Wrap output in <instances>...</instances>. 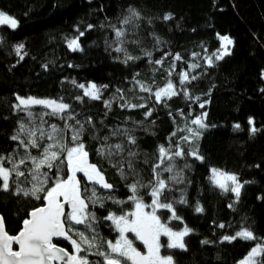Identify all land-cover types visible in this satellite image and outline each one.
<instances>
[{
	"label": "trees",
	"instance_id": "trees-1",
	"mask_svg": "<svg viewBox=\"0 0 264 264\" xmlns=\"http://www.w3.org/2000/svg\"><path fill=\"white\" fill-rule=\"evenodd\" d=\"M130 8L139 12L140 18L122 25ZM0 11L18 20L16 29L0 25V154L7 155L16 147L17 142L10 137L15 134L18 121L26 115L13 110L16 95L63 97L72 106L77 120L84 122L91 117L95 130L85 124L87 131L83 137L90 160L104 170L107 180L114 185L112 194L127 200L132 194L128 184L137 180L147 184L152 180L158 146L167 147L173 131L184 128L195 116L207 113L204 123L208 127L201 129L202 135L191 144H181L186 151L198 150L204 159L187 155L177 158L174 172L163 173L165 179L179 173L177 179L181 181H170L171 191L165 193L182 218V222L173 220L170 226L179 231L186 224L192 232L184 237L186 251L165 247L162 254H171L174 264H239L256 243H264V91H261L264 89V0H0ZM169 13L173 18L165 21L163 17ZM89 24L93 28L88 29ZM111 25L126 29L123 47L139 59L123 62L124 54L114 50L120 45L112 43L116 37ZM77 28L84 32L79 38L82 51H72L67 46L68 39L79 35ZM217 33L234 41L228 46L231 54L220 60L213 56L220 49ZM21 43L25 46L22 54L27 53L23 60L14 51V46ZM145 52H150L151 57ZM165 53L172 55L165 57ZM177 53L182 60H174ZM193 53L198 55L193 57ZM162 57V65L149 62ZM207 57L213 58L211 66ZM173 63L176 67L169 77ZM190 64L199 66L189 68ZM181 72L197 78L181 86L178 76ZM136 73H139L136 80L152 92L140 90L132 79ZM169 79L177 85L180 94L156 103L152 93L164 87ZM72 80L106 84L108 88L102 90L101 100L84 97L80 102L75 97L82 95V90L74 87ZM117 88L124 90L123 100ZM185 89L190 98L184 96ZM103 100L113 101L110 111ZM125 102L145 104L152 109V115L145 117L147 108H121L120 104ZM33 111L40 112L41 108L35 107ZM249 117L253 118L255 133L251 131ZM45 119L63 126V121L56 118ZM236 124L240 125L239 129L234 128ZM115 128L126 129L136 143L129 144L124 135L112 136L108 143L122 144L123 152L111 160L96 155L100 142L93 136L109 135ZM181 135L187 133L177 132V137ZM177 137H173V144ZM129 151L136 156H129ZM129 161L132 169L128 167ZM121 167L127 179L122 178ZM212 168L237 175L243 184L238 200L232 192L220 191L210 182ZM147 192L148 189H140V195L150 203ZM181 196L187 203L176 202ZM40 205V201L32 198L0 192V215L4 216L6 229L12 235L18 233L31 209ZM197 205L203 208L202 212L195 211ZM122 207L130 211L131 202ZM120 208L111 201H106L103 208H92L99 218V235L105 240L114 241L117 234L111 222L103 217L109 211L119 214ZM158 214L165 221L171 215L165 209ZM220 224L225 227L220 228ZM245 228L258 239L223 240L224 236H234ZM162 244L165 245V240ZM61 246L72 250L69 243ZM89 259L101 258L89 256ZM258 261L264 264V255Z\"/></svg>",
	"mask_w": 264,
	"mask_h": 264
},
{
	"label": "snow or ice",
	"instance_id": "snow-or-ice-1",
	"mask_svg": "<svg viewBox=\"0 0 264 264\" xmlns=\"http://www.w3.org/2000/svg\"><path fill=\"white\" fill-rule=\"evenodd\" d=\"M129 15L124 17L122 25L132 24L140 18L139 12L135 9H129ZM172 14H166L165 21L172 19ZM0 25H8L12 29L18 27V20L13 16L0 11ZM115 32L116 39L112 42L120 46L114 50L117 53H123L124 63L139 59L130 55L127 48L123 47L126 42L123 38L126 35V29L116 28L111 25ZM88 29L93 28L89 24ZM78 36L68 39L67 46L72 51H82L79 38L84 32L77 28ZM220 41V49H217L213 56L216 60L223 59L225 55H230V45L234 44L233 39L228 35L217 33ZM2 42V38H0ZM159 42V41H157ZM132 43H138L132 41ZM24 44L14 46V51L23 60L27 55L23 52ZM145 55L151 57L150 52ZM172 55L165 53V57ZM193 53V57L197 56ZM180 54H175L174 60H182ZM162 65L164 57L161 59L149 61ZM209 66L213 63L212 57H207ZM72 65H69L71 67ZM198 64H190L189 68H196ZM47 69V65L43 66ZM175 63L171 65L172 71H169V77L175 70ZM136 73L133 81L139 84L141 91L152 92L150 88L145 87L140 81L136 80ZM179 84L182 86L190 80H195L196 76L189 77L188 72L178 74ZM72 85L82 90V95H77L75 99L83 102L84 97L91 100H101L102 90L107 89L108 85H97L95 82L77 83L72 80ZM117 93L121 100L124 99V90L117 88ZM264 91V89H261ZM180 94L177 85L171 79L162 88H158L152 95L156 103L163 102L164 98L171 99ZM186 98H190L187 90H183ZM199 100V97H196ZM16 103L12 105L14 111L25 113V118L18 121V128L14 135L10 137L12 141L17 142L16 147L7 155L0 154V192H11L15 196L32 198L41 202L38 207H33L23 219L22 227L17 234L12 235L7 231L5 218L0 215V264H174L173 256L162 255V248L187 250L184 243V237L192 232L186 224L179 231L170 226L173 220L182 222V218L176 214L174 202L170 201L165 195L171 191L170 181L181 182L177 179L179 173L171 175L168 179L163 178V173H173L175 161L177 158L192 156L195 159L203 160L198 150L186 151L184 144H191L193 139H198L201 135V129H206L207 124L204 120L207 113L195 116L184 128H178L168 137L169 144L158 146V162L152 166V180L147 184H142L138 180L127 187L132 193L127 200L117 199L112 193L114 185L110 183L104 173V170L90 160L89 150L83 140L87 131L85 124H88L95 130V124L91 117L81 122L76 119V114L72 111V106L65 103L63 97L38 98L34 96L23 97L16 95ZM105 108L111 110L112 100H103ZM39 106L40 112H34L33 108ZM121 108L136 109L147 108L145 104H129L127 102L120 104ZM203 108L204 104L201 103ZM183 116V113H180ZM152 115V109L147 108L145 117ZM171 115V113H169ZM191 115V113H189ZM49 118H56L63 121V126L57 123H50ZM38 121V123H37ZM75 121V124L69 123ZM249 125H253L251 131L255 133L253 118L249 117ZM189 125H195L193 128ZM47 126V127H45ZM239 129L240 125H234ZM177 132H186L187 135L177 137ZM70 133V136H69ZM124 135L129 144H135V137L128 134L126 129H112L109 135H94L93 139L100 142L96 148V155L111 160V157L123 152V145L117 143L109 144L112 136ZM173 137H177L173 144ZM173 147L175 151H173ZM115 149V151H113ZM35 150L36 154H33ZM129 156H136L135 152L129 151ZM116 166V165H113ZM129 169L133 168L131 161L128 163ZM187 167V164H185ZM55 170V171H53ZM122 178L127 179L123 167L119 169ZM210 182L221 189L223 192H233L236 199H239L240 190L243 184L239 182L237 175L228 173L224 170L210 169ZM78 174H82V177ZM23 178V179H22ZM244 183H249L245 181ZM25 184L31 187H25ZM140 189H148L147 195L151 197V202L147 203L144 197L140 195ZM103 190V191H101ZM106 201L121 206L119 214L109 211L103 220L110 221L114 230L117 232V238L105 240L99 235V218L92 208L99 206L103 208ZM131 202V210L123 209V205ZM177 203L185 204L186 199L181 196ZM229 207H232L230 204ZM165 209L171 213L168 219L162 220L159 210ZM196 212H202L203 208L197 205ZM80 226V227H78ZM225 227L224 224L219 225ZM128 234H132L135 240L139 241L145 251L141 252L135 245L133 239ZM161 237L167 238V244L161 242ZM62 238L71 245V252L66 248L59 246L54 239ZM241 238L246 241L257 240L253 232L248 229L237 231L234 236H224L223 240L233 241ZM208 243V241H203ZM13 245H18L14 249ZM264 255V243L258 242L252 247L247 256L239 264H260L256 258ZM89 256H98L101 259L92 261Z\"/></svg>",
	"mask_w": 264,
	"mask_h": 264
},
{
	"label": "rangeland",
	"instance_id": "rangeland-1",
	"mask_svg": "<svg viewBox=\"0 0 264 264\" xmlns=\"http://www.w3.org/2000/svg\"><path fill=\"white\" fill-rule=\"evenodd\" d=\"M8 26V25H7ZM37 107H39V106H37ZM211 174V173H210ZM218 188V187H217ZM219 189V188H218ZM220 191H222L221 189H219ZM229 192H231V191H229ZM233 193V192H232ZM234 194V193H233ZM116 232V231H115ZM116 234H117V232H116ZM129 235V238L130 239H133V241H134V245L137 247V248H142V250H143V252L145 251V249H144V247H143V245L139 242V241H137V240H135V238H134V236H132V234H128ZM117 238V237H116ZM162 240H165V245L167 244V238L166 237H161V242H162ZM161 254H162V250H161ZM163 255V254H162ZM257 260H258V257L256 258Z\"/></svg>",
	"mask_w": 264,
	"mask_h": 264
},
{
	"label": "water",
	"instance_id": "water-1",
	"mask_svg": "<svg viewBox=\"0 0 264 264\" xmlns=\"http://www.w3.org/2000/svg\"><path fill=\"white\" fill-rule=\"evenodd\" d=\"M78 175L82 177V174H78ZM21 227H22V225H21ZM54 242L58 243L59 246H61L62 244H68V242L63 240L62 238L54 239ZM61 247H63V246H61ZM13 248L18 249V245H13Z\"/></svg>",
	"mask_w": 264,
	"mask_h": 264
},
{
	"label": "flooded vegetation",
	"instance_id": "flooded-vegetation-1",
	"mask_svg": "<svg viewBox=\"0 0 264 264\" xmlns=\"http://www.w3.org/2000/svg\"><path fill=\"white\" fill-rule=\"evenodd\" d=\"M141 252H143V250H142V248L140 247V248H138Z\"/></svg>",
	"mask_w": 264,
	"mask_h": 264
}]
</instances>
